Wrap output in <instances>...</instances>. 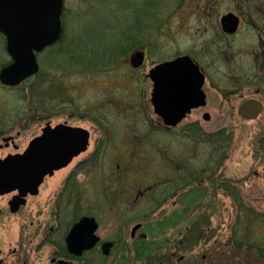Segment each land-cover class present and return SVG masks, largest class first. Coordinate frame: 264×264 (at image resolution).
I'll use <instances>...</instances> for the list:
<instances>
[{
    "label": "flooded vegetation",
    "instance_id": "af4514ba",
    "mask_svg": "<svg viewBox=\"0 0 264 264\" xmlns=\"http://www.w3.org/2000/svg\"><path fill=\"white\" fill-rule=\"evenodd\" d=\"M63 10L64 4L58 37L39 51H33L36 71L14 86L0 82L1 96L27 80L34 91L29 105L3 106L0 98V264H181V241L188 234L182 232V226H191L195 237L197 224L204 222L198 216L200 210L212 212L223 202L226 207H237L234 199H242L229 191L236 188L225 175L223 158L213 163L212 156L209 159L207 154L200 160L202 169H199L196 146L199 135L204 136L202 128L209 122L211 112L223 111L220 106L227 105L232 96L244 98L226 111L238 113L241 103L248 99L259 100L264 108V8L228 10L219 15L217 36L201 42L200 48L180 49L155 59H148L147 26H131V31H122L121 49L92 50L86 53V56L93 54L85 57L86 65L77 62V67L71 70L78 72L71 74L70 61L77 58L69 52L76 42L67 39V15ZM228 12L239 19L233 33L223 31L220 26V17ZM243 13L254 17L247 24V31L253 30V47L246 53L253 60L256 84L254 91L246 95L242 91L245 87L242 79L237 81V90L227 92L222 90L226 81L221 79L218 83L213 76V73L221 75L219 70L214 72L213 65L222 62L232 76L246 77L245 68L224 62L228 58L229 39L238 35L246 22ZM209 16L208 9H200L197 24L206 27L203 23ZM177 28H181L180 24ZM0 43L2 57L3 54L8 57L0 66L2 70L12 59L2 33ZM100 54L105 57L101 58ZM184 56L188 58H180ZM177 59L179 62L169 65ZM159 64H168L160 68L159 110L184 108L185 111L175 124L166 123L157 114L153 101L154 81L150 71ZM39 88L46 89V95L54 94L51 102L55 103L42 108ZM199 90L202 99L193 97ZM214 91L218 93L213 100ZM199 100L203 103L192 105ZM105 109L107 115L102 114ZM135 115L140 119L136 120ZM205 115L209 118L205 119ZM153 134L158 137L154 142L149 139ZM36 139L42 141L51 161L69 159L65 165L45 173L34 186L36 175L32 172L12 174L1 162L12 157L20 159ZM151 148L157 151L153 163L145 150ZM36 155L33 153L32 158L38 159ZM87 175V183H93L89 187L90 192L94 191L91 199L85 194ZM106 194L108 197H103ZM230 197L233 202L229 201ZM86 201L90 203L88 212ZM101 203L115 208V214L117 209H124L126 215L111 217L116 224L120 220L123 227L113 229L107 236L100 230ZM137 206L150 211L140 217L129 215ZM181 208L190 209L185 218L176 211ZM158 210L170 213L150 216L149 213ZM82 219L87 222L76 234H71L74 225ZM92 224L94 243L85 248L86 240L91 237L87 230ZM136 225L138 228L134 230ZM105 243H109L107 249ZM190 261L189 264L201 263Z\"/></svg>",
    "mask_w": 264,
    "mask_h": 264
},
{
    "label": "rangeland",
    "instance_id": "374dc122",
    "mask_svg": "<svg viewBox=\"0 0 264 264\" xmlns=\"http://www.w3.org/2000/svg\"><path fill=\"white\" fill-rule=\"evenodd\" d=\"M63 4V14L66 13L67 15V39L76 42L70 46L69 54L77 58V61L74 59L70 61L69 59L72 63L69 65L68 72L70 74L72 71L75 73L78 72L77 69L71 70L77 67V62L86 65L85 57H93V54L89 53L86 56V53H92V50L95 52H105L106 50H103V48L111 51H118V49H121L124 43L121 37L122 31H131V26H140L141 28L147 26L149 39L148 59H155L172 55L180 49L187 50L193 46L200 48L201 42L209 40L212 36H217L216 32L219 15L228 10H240L243 8L254 10L260 9V7L264 8V0H65ZM200 9H208L210 13L208 20L204 22L205 24L203 23V26L206 27L203 28L201 27L202 24H197V21L200 22V18L198 17ZM243 14L246 22L240 29L238 35L229 39V44L226 49L228 58L225 59L224 62H234L239 67L245 68V71H247V74H245L246 77H241L240 75H235V77L232 76L230 69L224 68L223 66H225V64L222 62H219V65L216 63L213 65L214 72L219 70L218 72H220L221 75L213 73V76L218 83H221V79L226 81L227 85H222V90H226L227 92L229 90H237L236 87L239 83L237 81L242 79L243 81L241 84L245 86L242 91H244L246 95L254 91V86L256 84L253 60L249 58L250 55L246 53L247 50L253 47V30L248 32L247 30L249 28L247 24L253 20L254 17L246 15L245 13ZM179 24L181 28L178 29L177 27ZM196 25L200 27H196ZM82 41L83 44H81ZM102 54H100L101 58L105 57L104 55L102 56ZM3 55H5V57L1 55L0 43V66L8 61L7 55ZM215 56L217 55L215 54ZM116 62H118V60ZM106 67L108 66L104 68L106 69ZM86 72H88V70ZM54 78L56 79L55 76ZM85 86H87V84ZM39 89L41 96L39 105H42V108L43 105L55 103L51 102V98L54 94L51 96L50 94L46 95V89ZM82 89L84 90V87H82ZM44 90L45 92H42ZM85 91L88 94L87 87ZM33 92L31 81L27 80L25 84L19 88L2 93L3 96L0 94V98L2 97L5 103H3V106H15L19 104L29 105L31 104V100L33 101ZM216 93L218 92L214 91L213 100L216 98ZM61 94H63V91L59 95ZM71 94L74 96L77 95L74 92L72 93V91ZM87 94L86 99L84 98L86 102H88ZM243 98L244 97L238 98L232 96L227 105L226 103H222L223 105L220 106L223 111L213 110L211 112L209 122L205 123L204 128H202V134L204 136L202 137L199 135L198 137L196 146V151L198 153L197 160H199L198 167L202 169V161L200 160L205 159L207 154H209V159L212 156L213 163H215L216 160L221 161L223 158V164L226 170L225 175H227L232 182V186L236 188H231L229 191H232V193L236 192L238 196H241L242 202L252 208L253 211L264 212V108L258 117L252 120L240 118L236 110L226 111V109L230 108L232 105L237 106V102ZM107 113L108 111H106V109L102 111V114L107 115ZM134 114H136V112H134ZM136 115L135 119L139 120L140 117ZM206 130H208L207 134L205 132ZM198 133H200V131ZM157 138L155 134L149 137L152 142L156 141ZM145 150L147 151L148 157L151 159V163L156 162V149L153 150L151 148V150ZM85 178V194L91 199L94 196V191L90 192L89 187L93 183H87L89 180L88 175ZM236 180L244 181L240 184L236 182ZM229 186L231 187L230 184ZM106 196L108 197L107 194L105 196L103 195V197ZM229 201L233 202V198L230 197ZM85 205L86 212H88V210H90L89 201H86ZM110 206L111 205L104 206L101 203L102 209L98 218L101 221L100 230L103 236L112 234L113 229L118 230L123 227L120 220L117 221L116 224L111 217L114 218L113 216L115 215L117 217L126 216L124 209H117L115 214V208H110ZM143 209L137 206L132 209L131 212H128V214L133 217H140L143 213L148 210L150 211L149 208ZM158 211L149 214L150 216L156 217L168 215L170 213L169 210H165V212H163L164 210ZM176 211L181 212L182 218H185L190 209L181 208ZM201 211L206 213H201ZM236 214L237 208L233 206L226 207L225 202L218 208L214 207L212 212L200 210L198 216L204 219L202 232L206 243L201 247L194 245L190 248V251L186 248L184 250L186 253L182 254V256L187 257L189 255L190 257L184 260L185 264H189L191 262L190 260L201 262L197 264H209L208 256L212 248L222 246L227 242L231 234V229L237 221L235 218ZM207 217L216 219V221H208ZM222 219L226 221L221 222ZM259 224L260 222L244 219L242 226L238 227V230L243 233L244 238H261L264 237V227ZM159 225H161V223H159ZM183 227L184 226H182V229ZM203 256H207V258L204 257L205 259H202ZM245 256V253L241 252V261L244 260ZM250 258L252 260L251 263L254 264L256 259L254 252L250 254Z\"/></svg>",
    "mask_w": 264,
    "mask_h": 264
},
{
    "label": "water",
    "instance_id": "95a60500",
    "mask_svg": "<svg viewBox=\"0 0 264 264\" xmlns=\"http://www.w3.org/2000/svg\"><path fill=\"white\" fill-rule=\"evenodd\" d=\"M62 5L63 0H0V33L6 38V49L12 59L10 64L0 70V82L14 86L36 71L37 64L33 51H39L58 37L61 29L60 14ZM238 24V17L231 12L225 13L220 17V26L225 32H235ZM185 57L187 56L180 58ZM177 62H179L178 59L169 62V65H175ZM167 65H156L150 71V76L154 81L152 96L157 107V114L162 115L166 123L175 124L185 115L184 108L181 110H159L158 108L160 68ZM198 92L197 95L194 92L193 97L202 99V92L200 90ZM200 103H203L202 100L192 105L197 106ZM261 110L262 103L259 100L248 99L241 103L238 114L244 120H252L258 117ZM204 118L208 119L209 117L205 115ZM40 141L37 139L32 141L20 159L15 160L13 157L12 159H6L1 162L2 166H8L12 174L32 172V174L36 175L32 185H38L45 173H51L52 169L65 165L69 159L68 157L63 160L54 159L51 161L48 159L49 155H47L46 147ZM33 153H37L38 159H35V155V158H32ZM4 168L7 169V167ZM86 220L91 223L93 221L88 218ZM87 221L82 219L74 225L70 233L76 234L79 227L81 225L84 226ZM137 228L138 225L134 227V230ZM94 229L95 225L92 224L87 230L91 237L86 240L85 248L91 247L94 243L92 235ZM142 236L144 237L145 235ZM108 245L109 243H105L104 249H107Z\"/></svg>",
    "mask_w": 264,
    "mask_h": 264
},
{
    "label": "trees",
    "instance_id": "16d2710c",
    "mask_svg": "<svg viewBox=\"0 0 264 264\" xmlns=\"http://www.w3.org/2000/svg\"><path fill=\"white\" fill-rule=\"evenodd\" d=\"M244 180H236L240 184ZM234 201L237 203V214L236 223L231 229V234L224 245L214 247L210 251L208 256L209 264H252L250 254L255 253L256 259L254 264H264V237H243V233L238 230V227L242 226L243 220L251 219L255 222H260V226L264 227V212L253 211L252 208L245 205L240 198H235ZM204 222L200 221L197 224V229L194 231L195 237L191 234L189 225L184 226L182 232L188 233L187 237H183L181 241L182 253H181V264H185L184 260L188 257L182 256L186 253L184 250L187 248L190 251L192 246H203L206 243L204 240V234L202 227ZM186 231V232H185ZM245 253L244 260L241 261L240 254ZM207 256H205L207 258ZM203 259V258H202ZM201 259V260H202ZM250 261V263H249ZM184 262V263H183Z\"/></svg>",
    "mask_w": 264,
    "mask_h": 264
}]
</instances>
